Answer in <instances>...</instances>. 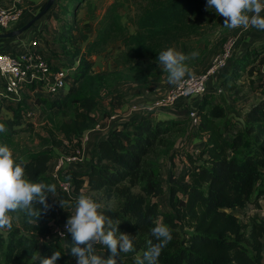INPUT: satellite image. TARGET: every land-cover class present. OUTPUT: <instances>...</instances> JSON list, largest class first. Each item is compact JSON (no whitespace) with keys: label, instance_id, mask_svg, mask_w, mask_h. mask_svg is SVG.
Here are the masks:
<instances>
[{"label":"trees","instance_id":"1","mask_svg":"<svg viewBox=\"0 0 264 264\" xmlns=\"http://www.w3.org/2000/svg\"><path fill=\"white\" fill-rule=\"evenodd\" d=\"M71 1L74 3L72 9H75L87 0ZM147 2L137 17L133 34H129L120 22L117 10L123 7L122 2H113L87 51L78 48L71 55L72 61H78L71 75L74 86L62 97H39L34 104L26 105L22 101L17 107L4 106L11 108L13 125L20 127L23 124L21 112L27 108L32 110L36 105H43L48 111H69L67 122H56L54 127L68 142L76 140L80 145L85 134L96 126L93 112L100 103L103 89L117 83H147L149 77L160 72L158 55L161 51L172 48L189 33L197 35L215 28L220 21V15L214 9L206 10L207 0ZM53 9L54 5L50 10ZM116 42H120L124 50L117 56L115 69L96 72L92 54L100 53ZM254 50V54L264 56V43ZM59 57L49 49V58L65 65L68 59ZM252 58L251 51L237 57L224 80H235L253 63ZM263 62L264 58L260 60ZM144 64L152 71L142 69ZM247 72L249 75L254 73L253 69ZM223 81L217 87L224 89L226 81ZM227 88L228 91L233 89L232 86ZM209 95L212 93L204 94V98H197L192 104L187 99L181 100L185 105V118L190 109L196 110L200 117L195 136L206 138L196 154L183 152L186 169L178 174L172 170L167 176V187L160 178L159 164L170 157L173 165L176 136L184 132L182 126L185 127L188 121L187 118L160 119L153 114L163 110L124 121L121 129H112L97 143V152L90 163L85 162L74 169L75 165L65 166L61 176L71 179L74 199L62 193L49 176L55 161L53 147L62 146V141L51 134L42 139L45 148L28 153L23 160L17 159L16 162L25 169L26 179L55 184L59 196L48 195L52 207L42 212L37 220L24 211L10 214L17 225L12 222V229L5 230L8 231L6 236L0 232V264H40L41 259L50 257L55 251L61 253L57 264H76V258L70 255L71 234L68 233L64 240L51 238L49 227L52 222L66 220V213L75 208V194L79 195L85 184L87 194L102 193L106 198L114 199V208H100L99 211L110 216L114 224L119 222L118 235L126 233L133 239L134 251L121 253L117 257L118 264H135L138 257L143 258L149 247L148 241L157 242L151 233L157 223L169 227L173 237L162 249L157 264H264V221L251 217L247 223H242L238 216L226 211L243 209L257 184L264 179V101L247 111L243 128L235 129L222 105H210ZM92 134L97 132H90L88 137ZM8 136L6 132H0V140L8 139ZM165 195L168 208L162 211L159 199ZM261 197L264 199V186L255 193L252 203L257 205ZM59 199L72 204L66 208L64 204L63 208ZM38 234L44 235V239ZM102 249L110 255L105 246Z\"/></svg>","mask_w":264,"mask_h":264},{"label":"rangeland","instance_id":"2","mask_svg":"<svg viewBox=\"0 0 264 264\" xmlns=\"http://www.w3.org/2000/svg\"><path fill=\"white\" fill-rule=\"evenodd\" d=\"M48 1L49 0H47L46 3H48ZM52 1V6L54 5V9L51 11L53 12V17L50 16L53 18L51 26L56 31L55 33L52 31L49 32L51 35H53L54 39L49 40L48 42L64 43L65 46L63 48L60 47L58 54L63 59V56H65V58L68 59L67 62L72 63L73 61L71 55L75 51L79 50L78 48H80V50L83 52L87 51L89 45L95 39L100 28V21L113 2H122L123 7L118 8L117 13L120 15V22L127 28L129 34H133L136 31L135 22L137 17L141 15L144 8L146 7V4H148V0H87L84 4H80L76 6L75 9H72L74 7V3L71 0ZM64 2L66 4H64ZM0 6L6 7L1 4ZM16 8L20 7L16 6ZM71 12L74 14V17ZM223 20L224 18L220 16V21L217 23L215 28L208 29V31L197 35H192V33H189V35H185L184 37L180 38L178 44L172 45L173 49L182 52L189 57L192 56V53H197L195 57H192L186 61L191 75H199L204 73L211 61L215 57L222 54L225 43L230 39L236 41V47L234 48L233 56L235 57L234 60L237 58L240 39H242L244 32H247L249 28L247 30L243 29L242 27L236 29L225 28L223 27ZM84 39L87 43H82ZM123 50V45L120 42H116L115 45L108 46L100 53H93L91 59L94 63V70L96 72H108L115 69L117 56ZM255 52L256 50H251V57H253L251 60H253V63L249 64L247 69L242 71L235 80H224L223 82L226 81V87L222 89L221 93L217 92L216 90L215 85L219 83V81H217L214 84L215 93L213 92L212 95H209L208 99L210 100V105H222L226 110L227 118L231 121V123L233 125H237L238 123L240 124V127L242 126L241 128L244 126V119L242 118L244 115L246 116L247 111L252 106L264 101V62L260 63V60L264 58V56L254 54ZM234 60L227 63L226 72L222 75L223 78H226L227 74H230L232 66L229 63H233ZM158 66L160 67V72L153 77H149L147 83H117L112 87L103 89L101 91L100 103L97 109L93 112L94 117L97 119L96 125L98 124L103 126L107 120L113 117L118 118L119 116L120 118L131 112V110H140L138 106H133L135 102H132L133 100H136V97L141 98L143 94L151 98L146 99L147 101L152 100L150 104L165 96V94L171 90L174 85L168 83V73L163 71V65ZM142 69H144L146 72L152 71L147 64H144ZM249 69H253L254 73L249 75L247 72ZM218 75L219 73H217L213 78L216 79ZM230 86H232L233 89L228 91L227 87ZM136 88L142 91V93H138V95L141 96H136L135 93H133ZM207 93L209 94L210 92ZM182 104L183 102L181 101V103L176 106L180 107ZM195 107H197L196 104ZM10 109V107H4L2 110H0V124L5 125V132L9 135L8 139L0 140V145H7L13 152L14 158L16 160H23L28 153L45 148L46 146L43 147L42 139L49 138L51 134L58 141H62V146L53 147L55 150V160L64 156L69 150V148L65 146V142H68V139L65 138V136L57 131L54 127V123L56 122H67L70 116L69 111H48L43 105H36L32 108V113L34 114L33 118L22 117L21 120L23 124L20 127H17L13 125V117ZM165 111L163 110L162 112ZM185 119L186 118L183 120ZM223 122L224 121L222 120V123ZM182 128H184V132L178 133L176 136V143L173 149V152H175L176 155L173 160V165H171L172 161L170 157L161 160L159 164L160 178L163 180L165 183L164 186L166 187L168 179L167 176L172 170L175 174L185 170L184 163H186V160L184 158L183 152H185V150L183 147L191 140V137L193 140L197 139V142H195V144L190 147V152L195 154V151H199L201 148L200 144L202 140L200 136H195V134L189 133L190 130L188 122H186L185 127L182 126ZM234 128L236 129L237 126ZM47 148H50V146ZM61 178L65 179L66 177L61 176ZM263 186L264 179L257 184L254 193L250 198L251 201L249 200L243 209H235L233 211H229V213L238 216L242 223H247L248 219L251 217L257 218L260 221H264V199L262 197L259 198L257 205L252 203L255 193ZM83 193L84 192H82V194ZM80 195L81 194L75 196V204ZM90 198L99 203L101 208H114L116 205L114 199L106 198L104 195H102V193H90ZM159 201L161 204V210L165 211V209L168 208L167 196H163L159 199ZM64 204L66 208L72 203L65 202ZM66 211L67 209L64 210V213ZM12 222L17 225V221L14 219ZM5 230H0L3 236H6L8 232ZM38 236L40 239H44V235L38 234ZM102 247L103 245L95 246L96 254L107 258L108 256L106 251L102 249Z\"/></svg>","mask_w":264,"mask_h":264},{"label":"clouds","instance_id":"3","mask_svg":"<svg viewBox=\"0 0 264 264\" xmlns=\"http://www.w3.org/2000/svg\"><path fill=\"white\" fill-rule=\"evenodd\" d=\"M214 9L224 18L223 27L247 30L254 27L264 30V0H207L206 10ZM251 14V15H249ZM189 57L173 48L161 51L158 55L159 64L168 73V83L179 85L191 73L186 61ZM6 127L0 124V132ZM49 194L59 196L55 184L32 182L25 178V169L16 162L13 152L7 145H0V230H11L13 227L11 213L24 211L27 216L37 218L52 207L48 203ZM59 204L64 208L63 199ZM39 205L40 207H37ZM101 205L92 198L81 194L76 201L72 214L65 228L72 236L70 255L76 258V264H118L117 257L121 253L134 251L133 239L129 234L118 233L119 222L99 211ZM152 236L157 241H148L149 247L143 253V258H137L135 264H157L163 248L172 240V232L163 223H157L151 229ZM61 237L64 232H58ZM96 245H103L110 255L104 258L96 254ZM61 253L55 251L50 257L40 260V264H57Z\"/></svg>","mask_w":264,"mask_h":264},{"label":"built area","instance_id":"4","mask_svg":"<svg viewBox=\"0 0 264 264\" xmlns=\"http://www.w3.org/2000/svg\"><path fill=\"white\" fill-rule=\"evenodd\" d=\"M22 15L21 8L0 6V33L10 32L20 21ZM236 41L228 40L221 55L215 57L209 64L206 71L199 75L186 76L182 83L174 85L165 96L154 101L147 109V112L168 110L174 107L179 101L188 98H200L208 91L209 81L226 68L228 62L234 60V48ZM40 48V49H39ZM49 58V49L41 48L39 40H31L29 46L22 53H12L0 51V108L6 105H15L17 107L22 101L34 104L39 97L58 98L62 97L68 90L74 86L71 79L72 73L78 66V61L73 63L65 62L60 65ZM217 92L221 93L222 88L216 86ZM22 117L33 118L32 110L27 108L21 112ZM187 121L189 130L192 134L196 133L200 125V117L196 110L187 111ZM113 118L107 120L111 121ZM103 126L96 125L90 132H102ZM89 132V133H90ZM88 134L81 140L78 145L76 140L65 142L69 148V153L54 161L49 176L57 184L59 190L72 198L73 184L70 178L62 180L61 172L65 166H82L85 164L83 157V147L88 141ZM198 151H195V154ZM74 214V209L69 210L64 222H52L49 227L51 238L64 240L68 232L65 224L68 218ZM58 232H64V236L58 235ZM264 261V248L262 251Z\"/></svg>","mask_w":264,"mask_h":264},{"label":"crops","instance_id":"5","mask_svg":"<svg viewBox=\"0 0 264 264\" xmlns=\"http://www.w3.org/2000/svg\"><path fill=\"white\" fill-rule=\"evenodd\" d=\"M47 0H0V4L4 5L6 7H13V6H18L22 10V15L19 23L12 29L11 31L18 30L25 26L30 20H32L45 6ZM65 4V2H64ZM52 8V7H51ZM50 8V9H51ZM48 10L45 15H43L39 20H37L28 30L23 32L22 34L18 35L17 37L14 38H8V39H1L0 40V51H7V52H12V53H22L24 50L29 46L31 40L33 39H39V46L41 48H47L50 49L53 53L57 54L59 57L58 52L60 51V47L63 48L65 44H59L58 42H48L49 40L54 39L53 35H51L49 32H54V30L51 26V23L53 22V12L52 10ZM56 10V9H55ZM261 16H264V12H261ZM52 29V30H50ZM264 43V30H258L254 27H249L247 32H244V35L242 36V39H240L239 45H238V54L237 57L245 53L246 51H251L254 50L255 48L260 47ZM40 49V48H39ZM63 59L61 56L59 57ZM232 66V63H229ZM226 72V68L222 71H220L219 75L217 78H213L209 81V91L210 93H215L214 89V84L219 81L222 82L225 78L222 77V75ZM216 84L215 86H217ZM136 96H141L138 95V93H142V91L138 88L133 91ZM137 93V94H136ZM154 97V96H153ZM138 98V99H137ZM151 99L148 96H145L144 94L140 97H136V100H133L132 103H134L133 106H138L140 110H131V112L127 113L126 115L122 116L119 118L112 119L111 121H106L103 125L102 132H98L96 135L92 134L86 144L83 147V157L85 162L90 163L92 161L93 156L97 152V143L100 140H104L107 135L110 133V131L114 128L121 129L124 121L126 120H137L140 118V116L144 113H147V107L151 106V101H147L146 99ZM197 97L193 98H188L187 101L189 104H192ZM150 104V105H149ZM183 105V104H182ZM180 107H173L172 109L165 111V112H160V113H155L158 118L160 119H172V118H177V119H184L185 113H183L184 105ZM14 106V105H13ZM183 107V108H182ZM144 108V109H142ZM126 109V108H124ZM134 111V112H133ZM245 115L243 116L242 119H244ZM237 126L240 127V124L237 123L235 127ZM236 128V129H237ZM201 138V146H203L205 138L206 137H200ZM197 142V139H194L191 137V140L183 147L185 150V153H190V147ZM185 164V163H184ZM76 168V166H73V169ZM185 168V166H184ZM186 169V168H185ZM84 172L86 171V168L83 170ZM181 173V172H180ZM84 177L83 179H85ZM86 180V179H85ZM84 192L83 194L90 197V194L86 193V184L83 185V188L81 189V193ZM76 196V194H75ZM235 210V209H233ZM233 210H226L228 213L229 211Z\"/></svg>","mask_w":264,"mask_h":264},{"label":"water","instance_id":"6","mask_svg":"<svg viewBox=\"0 0 264 264\" xmlns=\"http://www.w3.org/2000/svg\"><path fill=\"white\" fill-rule=\"evenodd\" d=\"M52 2V0H49L48 3H46L45 6L42 8V10L22 28L4 34H0V40L17 37L18 35L28 30L37 20H39L43 15H45V13L51 8Z\"/></svg>","mask_w":264,"mask_h":264}]
</instances>
